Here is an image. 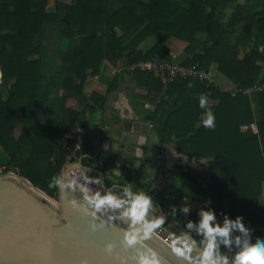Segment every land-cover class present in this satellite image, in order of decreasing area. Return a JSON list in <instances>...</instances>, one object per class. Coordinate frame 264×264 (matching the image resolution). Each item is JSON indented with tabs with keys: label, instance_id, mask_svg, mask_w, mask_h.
<instances>
[{
	"label": "trees",
	"instance_id": "trees-1",
	"mask_svg": "<svg viewBox=\"0 0 264 264\" xmlns=\"http://www.w3.org/2000/svg\"><path fill=\"white\" fill-rule=\"evenodd\" d=\"M46 3L0 0V148L7 156L0 172L23 177L51 198L57 190L48 187L51 178L59 175L74 146L63 134L78 127L85 135L90 115L104 102L103 95L83 92L86 78L97 74L102 61L128 66L152 60L166 52L164 42L172 37L186 43L183 66L218 72L235 87L264 81V0H69L51 8ZM47 31L63 41L61 51L50 54L49 66L44 63ZM159 31L146 51L137 49ZM126 74L154 105L148 120L157 137L165 141L174 134L186 155L207 158L203 186L188 167H177L193 185L199 205L210 199L219 220L221 212L243 215L253 241L264 237V91L252 93L260 116L252 132L239 129L246 94L231 96L194 78L163 83L136 68ZM112 81L106 93L115 87ZM200 95L208 97L214 128L202 124ZM15 125L20 126L16 137ZM79 155L74 151L71 160ZM81 162L102 169L98 161ZM136 180L130 174L117 183L138 191ZM197 212L187 220H198Z\"/></svg>",
	"mask_w": 264,
	"mask_h": 264
},
{
	"label": "clouds",
	"instance_id": "clouds-1",
	"mask_svg": "<svg viewBox=\"0 0 264 264\" xmlns=\"http://www.w3.org/2000/svg\"><path fill=\"white\" fill-rule=\"evenodd\" d=\"M198 99L199 107L205 110L203 126L214 128L215 116L208 97L200 95ZM90 171L87 168L74 175L67 172L55 175L48 187L59 188L66 196L71 193L68 204L90 217L93 230L105 225L119 226L121 244L135 249V264H159L153 249L147 245L137 247L152 239L166 222L165 216L155 215L157 205L152 196L146 190L134 191L132 184L105 186L103 177L91 176ZM210 204L209 199L198 209V220L188 219L183 229L169 234L166 244L170 251L185 264H264V237L253 241V229L245 223L243 215L231 218L221 212L218 221ZM182 205L179 211L187 217L191 205L187 200ZM113 248L114 244L109 242L105 251L111 252Z\"/></svg>",
	"mask_w": 264,
	"mask_h": 264
},
{
	"label": "crops",
	"instance_id": "crops-1",
	"mask_svg": "<svg viewBox=\"0 0 264 264\" xmlns=\"http://www.w3.org/2000/svg\"><path fill=\"white\" fill-rule=\"evenodd\" d=\"M126 71L122 66L103 61L97 74L86 79L84 94L94 91L105 99L101 108L90 115L86 133L77 149L80 155L70 162L81 161V158L98 161L102 165L98 170L109 187L118 184V180L124 181L130 174L136 175V189L148 191L156 201L155 215L166 217L162 232H178L186 222V217L179 211L184 201L191 205L190 213L201 206L194 196L193 185L179 175L177 167H188L191 175L203 186L208 178L207 158L192 155L183 165L163 166V153H167L165 144L175 152H185L179 149L174 134L165 141L157 137L148 120V112L154 105L146 102V91L142 87L131 85ZM112 80H115V87L106 93ZM135 120L148 124L145 133L131 129L124 131V122ZM156 193L159 197H155Z\"/></svg>",
	"mask_w": 264,
	"mask_h": 264
},
{
	"label": "water",
	"instance_id": "water-1",
	"mask_svg": "<svg viewBox=\"0 0 264 264\" xmlns=\"http://www.w3.org/2000/svg\"><path fill=\"white\" fill-rule=\"evenodd\" d=\"M147 128L146 122L137 120L123 124L124 131L145 133ZM165 145V168L183 165L189 158ZM87 168L90 174L102 176L79 159L66 163L59 175ZM70 198L71 193L66 196L59 188L55 199L45 198L10 177L9 171L0 172V264H135V249L121 244L119 226L93 230L90 217L71 207L67 202ZM109 242L114 244L111 252L105 251ZM145 245L156 252L159 264H185L153 238L137 247Z\"/></svg>",
	"mask_w": 264,
	"mask_h": 264
},
{
	"label": "built area",
	"instance_id": "built-area-1",
	"mask_svg": "<svg viewBox=\"0 0 264 264\" xmlns=\"http://www.w3.org/2000/svg\"><path fill=\"white\" fill-rule=\"evenodd\" d=\"M174 56H175L174 54L168 51L164 55V57H166L167 60L165 59L163 60L160 54L159 56H157V58H154L152 60H140L128 66H122V67H124V69L126 70H131V69L136 68L140 70L150 71L153 73V75L159 77L163 83H167L175 77L194 78L198 80L199 82L212 85L213 87H216L221 91H225L231 96H233L236 92H240L242 94H249V93L264 91V81L256 82L247 88L234 87V85H232L229 88H225L224 86L217 84L215 80V75H214L215 73H211L210 71L201 69L197 66V64H194L192 67H190V66H183L180 62H172V58ZM239 129L240 130L249 129L252 132H254L255 126H254V123L242 124V125H239ZM63 136L73 140L74 142L73 148L69 150V153L65 157V164H66L71 161V157L74 151H76L79 148L83 134H82L81 129L76 127L73 130L64 133ZM79 172L80 170H69L68 174L74 175ZM88 174L91 176H95L90 173ZM92 187L95 188L96 186L93 185ZM186 220L187 218L185 219V221ZM160 233L162 234L161 236H159ZM169 234H170L169 232H162L161 228L158 229L156 232V235L165 244L169 238Z\"/></svg>",
	"mask_w": 264,
	"mask_h": 264
},
{
	"label": "rangeland",
	"instance_id": "rangeland-1",
	"mask_svg": "<svg viewBox=\"0 0 264 264\" xmlns=\"http://www.w3.org/2000/svg\"><path fill=\"white\" fill-rule=\"evenodd\" d=\"M69 0H47L46 6L47 8H51L54 6V4L56 2H63V3H67ZM145 1V0H143ZM239 2H241L242 0H238ZM233 6V5H232ZM162 35V32H156L155 34L147 37L146 39H144L138 46L137 49L141 50V51H146L150 46L153 45L154 42H156L159 37ZM197 38H199L200 40H202L204 38L203 34H197L196 35ZM186 45V43L184 41H180L178 39L175 38H168L165 42H164V46L166 47V52L165 53H159V55L161 54V58H163V60H167L166 57H164V55L169 51L172 54H174L175 56L172 58V62H181V60H183V58L186 56V54L183 51L184 46ZM63 48V41L57 36V34H54L53 32H48L46 34V38L44 41V63L49 66L52 59L50 58V54H57L59 51H61V49ZM242 53L239 52L238 53V57H241ZM35 58V57H33ZM157 58V56H156ZM103 62V61H102ZM262 68L264 67V63H261ZM215 80L217 82V84L224 86L225 88H229L231 87L233 84L231 83V81H229L227 78H225L224 76H222L220 73L215 72ZM90 76H88L87 78H89ZM86 78V79H87ZM86 82V80H85ZM235 87V86H234ZM247 98H246V115L243 117L244 123L243 124H249V123H255V121H257V119H259V112H258V108H257V104L255 101V96L252 93L246 94ZM52 98H54V93L51 94ZM211 102H215V101H211ZM242 125V124H240ZM20 126L19 125H15L14 129H13V135L16 137L18 135ZM7 161V156L6 154L1 150L0 148V170L4 167L5 163ZM218 219V217H217ZM219 221V219H218ZM162 234L160 233L159 236H161ZM223 250V249H222Z\"/></svg>",
	"mask_w": 264,
	"mask_h": 264
},
{
	"label": "bare ground",
	"instance_id": "bare-ground-1",
	"mask_svg": "<svg viewBox=\"0 0 264 264\" xmlns=\"http://www.w3.org/2000/svg\"><path fill=\"white\" fill-rule=\"evenodd\" d=\"M9 176L14 178L15 180L21 182L22 184L28 186L29 188H31L33 191L37 192V194L47 198V196L41 192L40 190H38L37 188H35L34 186H32L31 184H29L26 180H23L22 178H20L18 175L9 172ZM153 239H155L157 242H159L161 245H163L166 249H168L170 251V249L167 247V244H165L164 242H162L159 237L154 234V236L152 237ZM171 252V251H170ZM172 253V252H171ZM180 259V258H179ZM181 260V259H180ZM182 261V260H181ZM184 262V261H183ZM185 263V262H184Z\"/></svg>",
	"mask_w": 264,
	"mask_h": 264
}]
</instances>
